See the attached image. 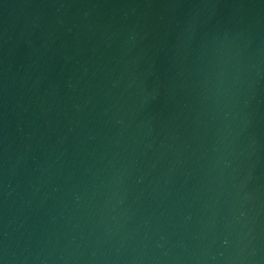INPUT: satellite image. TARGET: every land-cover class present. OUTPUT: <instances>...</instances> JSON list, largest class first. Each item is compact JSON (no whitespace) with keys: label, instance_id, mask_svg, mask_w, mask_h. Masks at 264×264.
<instances>
[{"label":"water","instance_id":"95a60500","mask_svg":"<svg viewBox=\"0 0 264 264\" xmlns=\"http://www.w3.org/2000/svg\"><path fill=\"white\" fill-rule=\"evenodd\" d=\"M0 264H264V0H0Z\"/></svg>","mask_w":264,"mask_h":264}]
</instances>
